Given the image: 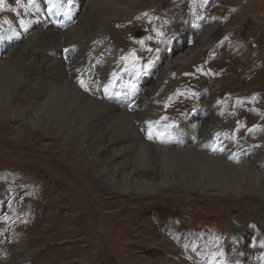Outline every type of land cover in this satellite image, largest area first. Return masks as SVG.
Segmentation results:
<instances>
[{"label": "rangeland", "instance_id": "1", "mask_svg": "<svg viewBox=\"0 0 264 264\" xmlns=\"http://www.w3.org/2000/svg\"><path fill=\"white\" fill-rule=\"evenodd\" d=\"M15 1L0 0V29L9 21L8 6ZM133 1L134 12L145 11V15H134L132 25H113L116 19H109L105 36L123 55L121 61L133 64L130 71L122 65L123 73L137 74L144 90L156 86L153 105L163 106L160 112L172 107L169 112L178 118L164 116L161 124L177 136L184 118L198 121L203 97L214 93L215 114L228 122L227 129L231 130L240 116L246 117L242 119L245 128H236L231 143L245 151L256 149L264 137V0H151L142 7V0ZM44 6L43 20L50 18ZM166 9L169 11L164 14ZM93 11L74 35L95 32L107 23L108 19ZM172 13L182 19L164 23ZM208 19L213 28L210 42L186 63L173 64V70L156 85L163 65L192 47L191 31L205 28ZM165 29L171 32L167 39L143 53L137 49L150 43L152 34ZM9 43L3 38L0 48L7 49ZM138 51L140 55L135 57ZM85 107L90 114L98 110L88 103ZM74 114H63L65 122L75 125V130L67 132L70 138L78 134L87 111ZM120 123L113 128L120 129ZM10 128L8 121L0 124V264H240L241 251L226 243L236 231L242 232L244 251L261 244L264 252L263 217L258 205H251L244 195L238 206L241 211L230 208L227 217L218 220L203 214L210 202L200 203L198 198L189 204L164 203L148 213L130 211L123 217L119 212L128 196L104 186L96 168L80 161L70 146L63 147L56 134L47 138L33 128L26 131L25 125L18 133ZM214 134L228 138L227 130ZM227 197L239 198L235 194ZM163 198L157 195L140 205Z\"/></svg>", "mask_w": 264, "mask_h": 264}, {"label": "bare ground", "instance_id": "2", "mask_svg": "<svg viewBox=\"0 0 264 264\" xmlns=\"http://www.w3.org/2000/svg\"><path fill=\"white\" fill-rule=\"evenodd\" d=\"M146 1L151 0H142L141 7L143 3L148 4ZM68 3L72 11L63 25L48 17L42 19L44 0L9 4V21L0 29V46L3 38L10 41L7 49L0 48V124L10 122V129L17 133L25 125L26 131L33 128L47 138L56 134L63 147L70 146L80 161L96 168L104 186L128 196L124 210L119 212L123 217L130 211L148 213L153 207H164V203L189 204L198 198L200 203L210 202L209 212L203 210V214L218 220L227 217L230 208L240 207L244 195L251 205H258L264 222V137L256 149L248 151L232 144L230 137L236 128H245L242 119L246 117L240 116L233 128L227 129L228 122L215 114L218 111L214 110V93H207L201 100L204 109L200 119L184 118L175 136L172 129L161 124L164 116L172 120L178 118L174 112H169L172 107L168 112H160L163 106L153 105L158 91L156 86L154 90L152 87L144 90L143 80L137 74L123 73L122 65L130 71L133 64H124L123 55L105 36L106 26L113 18L116 19L113 25H132L134 15L138 14L134 12L135 1L61 0L62 6ZM94 9L106 21L108 19L107 23L99 25L95 32L74 35ZM164 11L166 14L169 10ZM142 15L145 11L137 17ZM170 16L173 18H166L164 23L182 19L177 13ZM194 29L191 31L192 47L178 52L173 60L164 64L155 84L160 85L175 64L186 63L210 42L209 33L213 28L209 19L205 28ZM170 33L165 29L157 35L152 34L151 42L137 49L142 53L148 51L160 40L167 39ZM107 34H111L110 30ZM29 46H32L30 50ZM138 55L140 51L135 57ZM243 56L247 60L248 56ZM86 103L98 108L94 115L88 112ZM84 109L87 114L78 125V134L70 138L67 132L75 130V125L65 122L63 114L74 112L77 116ZM117 123L122 124L121 130L113 128ZM219 129L227 130V139L214 134ZM52 143L57 144L56 141ZM230 194L239 198L227 197ZM157 195L164 198L140 205ZM132 204L137 208L131 210L134 207L129 205ZM256 215L257 212L252 216ZM235 234L226 243L241 251L240 264L264 262L261 244L244 251L240 246L242 232ZM150 248L155 247L150 244Z\"/></svg>", "mask_w": 264, "mask_h": 264}, {"label": "snow or ice", "instance_id": "3", "mask_svg": "<svg viewBox=\"0 0 264 264\" xmlns=\"http://www.w3.org/2000/svg\"><path fill=\"white\" fill-rule=\"evenodd\" d=\"M29 2L31 3L32 0H29ZM17 3L20 4L21 3V0H17ZM51 10H52V8L50 7L49 8V11H51ZM5 23H7V21H5ZM81 86L83 87V83L82 82H81Z\"/></svg>", "mask_w": 264, "mask_h": 264}, {"label": "water", "instance_id": "4", "mask_svg": "<svg viewBox=\"0 0 264 264\" xmlns=\"http://www.w3.org/2000/svg\"><path fill=\"white\" fill-rule=\"evenodd\" d=\"M139 34H136V36H138Z\"/></svg>", "mask_w": 264, "mask_h": 264}]
</instances>
